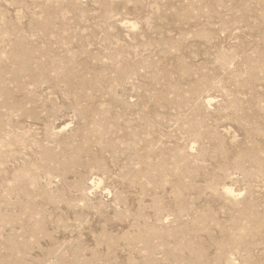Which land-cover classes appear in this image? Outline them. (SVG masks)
Instances as JSON below:
<instances>
[{
	"label": "rangeland",
	"instance_id": "obj_1",
	"mask_svg": "<svg viewBox=\"0 0 264 264\" xmlns=\"http://www.w3.org/2000/svg\"><path fill=\"white\" fill-rule=\"evenodd\" d=\"M0 264H264V0H0Z\"/></svg>",
	"mask_w": 264,
	"mask_h": 264
}]
</instances>
